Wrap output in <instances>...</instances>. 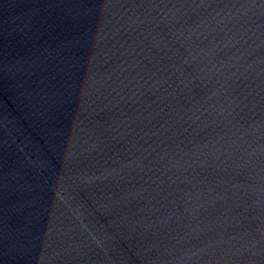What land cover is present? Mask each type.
<instances>
[{
  "label": "water",
  "instance_id": "obj_1",
  "mask_svg": "<svg viewBox=\"0 0 264 264\" xmlns=\"http://www.w3.org/2000/svg\"><path fill=\"white\" fill-rule=\"evenodd\" d=\"M0 264H264V0H0Z\"/></svg>",
  "mask_w": 264,
  "mask_h": 264
}]
</instances>
